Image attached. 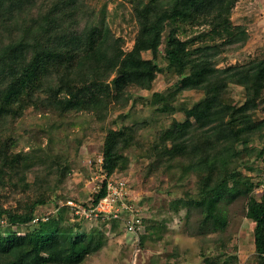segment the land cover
Instances as JSON below:
<instances>
[{"label": "rangeland", "instance_id": "rangeland-1", "mask_svg": "<svg viewBox=\"0 0 264 264\" xmlns=\"http://www.w3.org/2000/svg\"><path fill=\"white\" fill-rule=\"evenodd\" d=\"M82 1L84 25L86 22L105 24L113 37L122 40L124 50L133 48L139 31L133 4L142 0ZM228 20L230 31L227 33L215 31L208 21H168L161 44L142 52L157 67L152 86L131 87L129 98L112 101L100 114L86 110L62 112L52 106L46 85L55 78L48 75L47 84L41 90H35L36 86L27 82L23 93L14 92L5 100L4 92L11 80L6 75V79L0 77V151L5 155L0 159L1 207L22 211L45 195L46 201L36 207L37 216L53 217L68 199L87 206L104 179L113 177L127 182L130 203L142 214V226L133 233L124 225L125 213L122 217L100 215L86 219L72 208L61 206L63 214L53 222L48 234L70 249L74 245L81 257L71 254L56 262L45 249L31 254L29 239L22 264L263 263L255 245L256 220L248 213V199L261 201L262 193L252 189L246 196L226 195L218 206L220 215L215 219L206 217L209 207L196 202L199 176L191 173L187 160L177 157L179 144L172 138L179 132L181 123L187 119L194 121L193 105L205 94L200 89L182 88L188 81L190 68L180 74L170 64L166 54L167 34L172 27L195 50L233 41L245 33V40L223 45L215 58L217 67L263 59L264 0H236ZM1 33L7 34L3 29ZM47 74L50 75L49 70ZM113 76L106 80L112 86L111 91L115 90ZM176 88L168 110H160L153 94L166 96ZM246 99L245 87L236 82H229L220 95L222 102L237 106ZM257 99L258 107L250 112L257 130L247 137L246 145L236 142L240 153L234 159L237 169L254 183L264 164V152L259 153L264 150V85ZM126 126L134 131L132 144L113 172L106 175L103 153L108 128ZM169 152H176L177 157L170 163ZM225 185H232V181L228 180ZM2 217L3 236L10 230L24 235L38 226L34 221L2 224L3 219L7 220ZM98 235L104 244L92 253L89 248L92 249Z\"/></svg>", "mask_w": 264, "mask_h": 264}, {"label": "trees", "instance_id": "trees-1", "mask_svg": "<svg viewBox=\"0 0 264 264\" xmlns=\"http://www.w3.org/2000/svg\"><path fill=\"white\" fill-rule=\"evenodd\" d=\"M142 1L139 5L133 4L139 22L135 44L132 49L124 50L122 40L113 37L107 25L82 23L85 14L82 0H0V77L11 80L4 99L12 97L14 92L23 93L27 82L33 83L35 90H41L47 84L48 75L55 78L46 85L52 106L62 112L86 110L100 114L112 101L129 98L131 87L152 86L157 67L152 60L144 58L142 52L161 44L168 21H208L215 31L227 33L230 31L228 15L236 0ZM1 29L7 34L3 35ZM245 38L244 33L233 41L191 50L175 29L171 27L167 34L166 54L170 64L180 74L190 68L188 81L182 88L200 89L205 94L193 105L194 121L187 119L181 123L179 132L172 138L179 144L177 157L187 160L191 173L199 176L196 202L209 207L206 217L212 219L220 215L218 206L226 195L246 196L259 184L258 180L254 183L244 176L234 159L240 153L236 142L246 145L247 137L257 130L250 112L259 105L257 97L264 85V58L224 68L217 67L215 59L223 45ZM112 75H115L112 78L114 91L106 81ZM229 82L245 87V103L237 106L220 100ZM177 89L166 96L153 94L160 110H168ZM129 127L108 128L103 153L106 175L113 172L132 144L134 131ZM263 152L262 149L259 153ZM4 156L0 151V159ZM177 157L176 152H169L168 163ZM228 180L232 185L226 187ZM105 185L106 179L87 206L96 205L106 194ZM262 196L261 201L248 199V213L256 220L255 245L264 264V193ZM45 199L46 196L41 195L22 211L0 206V217L5 216L11 224L31 223L37 216L36 207ZM56 212V216L38 220V226L24 235L10 230L3 236L0 225V264H22L29 239L31 254L45 249L56 262L71 254L80 258L74 245L70 249L48 234L53 222L63 214L62 207ZM103 244L104 240L98 235L89 251L96 252Z\"/></svg>", "mask_w": 264, "mask_h": 264}, {"label": "built area", "instance_id": "built-area-1", "mask_svg": "<svg viewBox=\"0 0 264 264\" xmlns=\"http://www.w3.org/2000/svg\"><path fill=\"white\" fill-rule=\"evenodd\" d=\"M258 183L255 192L264 193V164L259 173ZM105 188L106 194L96 205L85 206L77 203L73 199H68L61 206L72 208L77 215L85 217L86 219H93L100 215L108 218L122 217V214L125 213V227L133 233L138 232L142 226V214L139 208L134 207V205L130 203L127 182L122 178L117 179L110 177L106 179ZM48 218L49 216H36L33 221L37 222L40 219L47 220ZM6 222L8 221L3 219L1 223L4 224Z\"/></svg>", "mask_w": 264, "mask_h": 264}]
</instances>
